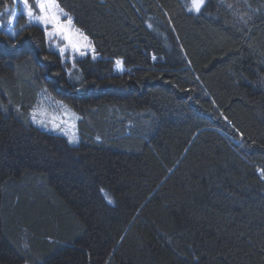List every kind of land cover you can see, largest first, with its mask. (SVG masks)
<instances>
[{"label":"trees","instance_id":"1","mask_svg":"<svg viewBox=\"0 0 264 264\" xmlns=\"http://www.w3.org/2000/svg\"><path fill=\"white\" fill-rule=\"evenodd\" d=\"M58 3L98 57L70 82L40 26L0 30V263L264 264V0Z\"/></svg>","mask_w":264,"mask_h":264},{"label":"rangeland","instance_id":"2","mask_svg":"<svg viewBox=\"0 0 264 264\" xmlns=\"http://www.w3.org/2000/svg\"><path fill=\"white\" fill-rule=\"evenodd\" d=\"M29 2L33 3L34 0H29ZM20 14L22 15L23 19H25V25L37 24L38 26H40V28L43 31L46 48L59 56V59L63 65V69L65 70L66 75L69 76V81L70 82L79 81L81 79V74L80 72H78L76 64H75V67H73V63H75V61L78 58H82L87 55L92 57V53L88 52L86 55L80 56L79 53H73L71 49H69V51L65 53V58L62 59L59 54L58 49L59 47H63L66 42L60 39L59 37L49 38L45 34L44 26L39 24L38 22L29 23L28 18L25 14L22 0H13L12 5L7 6V7L5 6L0 9V30L4 31L9 36L13 37L12 33L13 32L16 33V31L19 29L16 27L14 23ZM74 29H78V28L74 25ZM78 30L82 32L85 36H87L82 30L80 29ZM88 40L90 41L89 37H88ZM95 56L98 57L97 53H95ZM73 57H74V60H73ZM117 60L120 61V59L115 60L114 70L116 72H121L124 69V67L122 66V68L118 69L116 66ZM69 70H71V74H69ZM54 87L58 89L56 85ZM62 89L64 92H69L67 88L66 89L62 88ZM34 111H35L37 120L43 119L44 124L33 122L32 113ZM65 113H67V115H65ZM29 117H30L29 118L30 121L34 125L48 132H53L59 135H63L64 137H66L67 141L69 142L68 135H66L64 132L60 131L59 129H53L52 122H53V117H55L56 118L54 121L55 123H59L61 125V128L67 129L68 134H72L74 132L77 137V142L79 140L77 126H76L78 115L76 111L65 101L57 97L54 92L47 90V88H43V89L41 88L37 92V98H36L35 104L30 110ZM73 124L75 125V128L71 127V125ZM77 142L71 143V144H76ZM23 264H31V263L25 262Z\"/></svg>","mask_w":264,"mask_h":264},{"label":"snow or ice","instance_id":"3","mask_svg":"<svg viewBox=\"0 0 264 264\" xmlns=\"http://www.w3.org/2000/svg\"><path fill=\"white\" fill-rule=\"evenodd\" d=\"M22 3L29 23L38 22L44 26L45 34L49 38L59 37L66 42L63 47H59L58 49L62 59L65 58V53L68 52L69 49H71L73 53H79L80 56H84L88 52H91L92 58H96L95 48L91 41H89L88 37L78 29H74L72 18L68 16L63 8L60 7L58 0H34L33 3H30L29 0H22ZM204 5L205 0H190L187 7L188 11L199 13ZM229 7H231V5H229ZM241 19H243V17H241ZM246 22L247 21H245V23ZM149 26L151 27V25ZM12 35L15 36V33L13 32ZM116 66L118 69L122 68V62L117 60ZM73 67H75V63H73ZM69 74H71V70H69ZM65 115H67V113H65ZM55 119L56 118L53 117V129H59L68 135L70 143L77 142L75 133L73 132L72 134H68L67 129L61 128L59 123L54 122ZM32 120L35 123L44 124L43 119L37 120L35 111L32 113ZM71 127L75 128V125L73 124ZM241 135L243 134L241 133ZM259 171L261 173V177L264 178V169ZM105 195L107 198V194ZM108 202L112 203V200L108 198Z\"/></svg>","mask_w":264,"mask_h":264}]
</instances>
